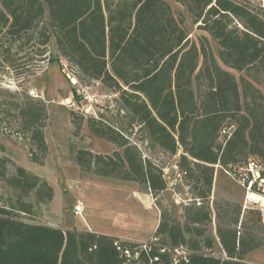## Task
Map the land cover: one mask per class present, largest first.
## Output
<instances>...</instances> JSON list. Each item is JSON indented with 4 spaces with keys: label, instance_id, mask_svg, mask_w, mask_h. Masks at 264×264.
<instances>
[{
    "label": "trees",
    "instance_id": "obj_1",
    "mask_svg": "<svg viewBox=\"0 0 264 264\" xmlns=\"http://www.w3.org/2000/svg\"><path fill=\"white\" fill-rule=\"evenodd\" d=\"M176 1L200 24L196 39L166 0H0V36L37 31L44 56L54 38L80 80L100 81L120 95L123 110L152 146L172 157L182 150L179 169L196 191L180 218L160 207L159 247L145 252L126 244L132 251L126 258L117 238L20 219L33 217L36 204L52 202L54 190L22 167L9 176L11 160L0 159V181L15 194L10 209L0 208V264H249L247 256L263 246L261 209L225 203L214 208L220 257L205 256L216 251L208 236L216 167L238 176L254 163L264 180V93L255 84L264 78V15L247 0ZM9 96L4 107L0 103L1 119L26 142L31 162L44 165L46 103ZM74 124L79 134L82 123ZM89 129L122 152L79 150L82 173L143 184L156 198L167 191L163 170L120 131L95 121ZM33 195L36 203L29 201ZM180 248L185 256L175 252Z\"/></svg>",
    "mask_w": 264,
    "mask_h": 264
},
{
    "label": "rangeland",
    "instance_id": "obj_2",
    "mask_svg": "<svg viewBox=\"0 0 264 264\" xmlns=\"http://www.w3.org/2000/svg\"><path fill=\"white\" fill-rule=\"evenodd\" d=\"M166 1L190 38L196 39L201 34L198 29L200 24L193 22L190 13L181 3L176 0ZM212 43L217 51L216 42ZM43 52L37 31L16 39L7 34L0 36V103L4 107L11 100L10 94L29 96L46 103L50 115L44 130L49 149L44 165L31 162L26 142L11 133L14 125L11 126L8 120L3 121L0 117V159L11 160L8 165L9 176L16 173L17 167H22L47 181L54 190L52 202L36 204L33 217L21 214L20 219L66 232L92 230L105 236L150 240L161 222L160 207L173 218H180L183 207L196 194L193 182L184 177L178 166L182 150L172 157L152 146L140 127L123 110L120 95L106 88L100 81L80 80L77 70L61 57L54 38L46 48L45 56ZM237 75L240 77L246 73ZM74 79L76 85H73ZM255 84L264 93V78ZM74 119L75 123H82L79 134ZM89 121L120 131L141 151L144 158L150 159L163 170L168 184L167 191L156 198L143 184L82 173L76 161L79 150L104 156L116 151L122 152L114 144L92 134ZM237 174L230 175L220 167L215 169L210 198L213 220L208 228V236L215 239L218 254L221 250L216 241L217 218L214 210L217 205L237 204L242 206L243 211L257 206L264 209L263 204L246 205L247 190L239 176L242 172ZM14 200V191L0 181V208L10 209ZM29 201L36 203V197L33 195ZM78 201L83 203L84 218L72 213V207ZM258 235L264 241V230ZM246 262L264 264V244L249 254Z\"/></svg>",
    "mask_w": 264,
    "mask_h": 264
},
{
    "label": "built area",
    "instance_id": "obj_3",
    "mask_svg": "<svg viewBox=\"0 0 264 264\" xmlns=\"http://www.w3.org/2000/svg\"><path fill=\"white\" fill-rule=\"evenodd\" d=\"M251 4L264 15V3L263 2L259 5H256L253 3H251ZM76 84H77V82L74 79L73 85H76ZM261 172H262V169L259 166L255 165L254 163L250 164L249 167L245 171H242V175H241L242 185L247 190L246 205L248 203H256L258 205H262V203H263V201L262 202H256L250 198V195L255 194V195H258L264 199V197L260 194V192L264 193V180L261 177ZM255 186H257V192L254 191ZM246 205L244 207L245 209L247 208ZM261 211L264 214V209H262V207H261ZM72 213L76 217L84 218L83 203H81L79 201L76 202L75 205L72 207ZM126 244L138 245L139 250L149 252L153 247H159V239L156 238L155 236H153L150 240H148L146 242H141V243L119 239L115 244L118 251L120 252L122 257L131 258L132 257V251L130 250V247H129L130 245L128 246ZM219 247H220V245H219ZM163 251H165V250H163ZM175 252L179 256H185L187 249L180 248V249L175 250ZM134 255H135L134 258L138 259L139 253L136 252ZM205 256L219 258L220 253L218 254L216 251L214 252L213 250H207Z\"/></svg>",
    "mask_w": 264,
    "mask_h": 264
},
{
    "label": "crops",
    "instance_id": "obj_4",
    "mask_svg": "<svg viewBox=\"0 0 264 264\" xmlns=\"http://www.w3.org/2000/svg\"><path fill=\"white\" fill-rule=\"evenodd\" d=\"M247 1H249V2H251V3H253V4H256V5H259V4H261L262 2L264 3V0H247ZM263 199V198H262ZM87 232H92V233H94V231H92V230H90V231H87ZM155 233H156V230H155ZM154 236V235H153ZM110 237H113V238H117V239H122V240H128V241H132V242H139V243H141V242H146V241H148V240H142V239H136V238H130V237H122V236H117V235H114V236H110Z\"/></svg>",
    "mask_w": 264,
    "mask_h": 264
},
{
    "label": "bare ground",
    "instance_id": "obj_5",
    "mask_svg": "<svg viewBox=\"0 0 264 264\" xmlns=\"http://www.w3.org/2000/svg\"><path fill=\"white\" fill-rule=\"evenodd\" d=\"M250 198L253 200V201H256V202H262L263 201V205H264V199H262V197L258 196V195H255V194H252L250 195Z\"/></svg>",
    "mask_w": 264,
    "mask_h": 264
}]
</instances>
